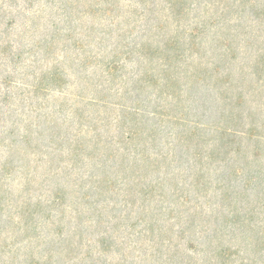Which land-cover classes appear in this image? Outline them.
Returning a JSON list of instances; mask_svg holds the SVG:
<instances>
[{"label": "rangeland", "instance_id": "rangeland-1", "mask_svg": "<svg viewBox=\"0 0 264 264\" xmlns=\"http://www.w3.org/2000/svg\"><path fill=\"white\" fill-rule=\"evenodd\" d=\"M115 1L111 20L61 16L60 0H0V264H241L251 251L235 250L245 246L239 224L264 223V140L224 134L220 94L228 85L220 88L212 69L225 53L234 77H244L235 91L244 100L239 127L264 135V67L253 74L264 53V0H188L180 18L169 0ZM111 23L107 51L119 41L132 51L115 79L100 64L77 69L80 62L62 42L56 55L46 45L55 32L92 24L98 32L89 49L100 51L101 29ZM175 36L184 43L178 65L165 48ZM152 42L165 49L154 59L140 48ZM162 61L172 62L165 73L180 79L174 88L173 79L156 84L144 72L151 64L163 69ZM58 62L61 86L44 80ZM135 111L149 124L130 134ZM76 137L88 141L80 159L72 153ZM99 139L103 154L90 143ZM223 142L241 149L231 154L236 166L247 159L229 188L236 191L235 198L226 196L229 207L221 201L228 169L215 150ZM113 152L118 156L106 161ZM107 170L111 183L101 184ZM182 196L191 200L190 210L204 209L196 253L180 233L189 207L176 202ZM106 233L112 239L104 253L98 239ZM210 240L232 247V256L216 259L213 249L204 251ZM252 255L262 261V254Z\"/></svg>", "mask_w": 264, "mask_h": 264}, {"label": "trees", "instance_id": "trees-1", "mask_svg": "<svg viewBox=\"0 0 264 264\" xmlns=\"http://www.w3.org/2000/svg\"><path fill=\"white\" fill-rule=\"evenodd\" d=\"M7 1L10 2L11 4H16L17 2V0H7ZM29 1L30 0H28V2ZM187 1L188 0H169L168 7L172 11H177L176 17L180 18L187 12V8H186ZM145 2L146 0L142 1L143 4ZM116 3L117 2L115 0H60V9L63 12L60 15L66 17L65 11H68L67 17H74L76 14V16H79L78 18L82 19L81 15L83 16L89 15V16H94V17H97V15H99L100 19L109 18L113 20L112 18L116 16L115 14L116 13L115 12ZM92 8L94 9V11H92ZM145 11L146 9H144L142 12L145 13ZM143 13L141 14V16L144 15ZM114 24L115 23H111L110 25H108L109 28L107 31H105V29H101L102 36L98 38V44L100 45L99 47L100 51H97V52H94L93 50L89 49L90 44H91V41L89 38L92 35H95L96 32H98L97 26L92 25V24L89 27L85 25L83 29L77 33L75 29H72V31H70V33L67 35H64L59 32H55L53 33V37L49 41L46 42V45L49 48V52L56 55L58 43L62 42L64 46H69L73 50L72 55H74L75 57L73 61L77 60L80 62V66H78L77 69H79L80 67L89 65V64H100L101 67H103L102 71L106 75V77L115 79V77L120 76L119 74L124 67V63L122 62V60H125L126 56L127 55L129 56V54L132 51L128 49L129 44L123 43L122 41H119L115 47L107 51L108 49L104 46L103 43L107 39V34L111 35L113 29L110 27L113 26ZM191 32H192L191 34L193 37L197 35V33H194L193 31ZM122 36L124 35H120V37ZM170 41L172 43L167 44L165 48H167L166 49L167 51L168 50L173 51V56H167V57L170 59L172 58L173 59L172 62L178 65V62L180 59L179 56L183 53L182 50H183L184 43L183 41H180V39L177 36L170 38ZM135 46H137V44ZM140 46L142 50H148L146 52L151 55L152 59L159 57V55L163 52V49H164V48L162 49V47L158 43H154V42L148 43L147 45L140 44ZM226 57L227 56L225 53H222L220 55L218 54V60L221 63L217 64L218 66H215V63H214V68L212 69V71L215 72L218 76L217 82L220 83L221 85L220 88L222 86H225V84L228 85V87L224 89L222 93L220 94L223 96V100L225 101L223 112L220 115L221 120L224 123L226 122V125L224 124V127L226 128L224 131L225 132L224 134L226 136L231 135L230 137H234L238 139H242L245 136L246 138H249L252 141H254V143H260L264 140V135H262L259 132H256L254 128H250V130H241V128L239 127L240 122H242V112H240V108L243 106L244 100L242 98L243 94L237 93V95H235V91L238 90L239 86L242 85L240 81L244 80V77L243 76L239 78L234 77V75L236 74V71L234 69L233 70L231 69V66L227 62ZM231 60H235L234 55L231 57ZM172 62H171V65H172ZM58 64L59 62L56 63V65H54L53 68L49 69L44 75V78L47 77L44 80H50L49 83L50 84L53 83L55 86H59V85L61 86V82H62V77H61L62 75L60 74V71H59L60 68ZM160 64L163 69L159 68V64L157 65V68H154L153 64H151L150 66H147L145 68L144 72L145 74H149V75H152L153 77H156L157 79L156 81H154L156 82V84L160 82L161 80H165L166 81L165 84H167L168 81L171 82L170 79H173L171 75H167L165 73L167 71V68L171 65L163 61ZM72 65L74 64L72 63ZM262 66L264 67V53L260 55L259 59L255 62L253 66L254 68L253 74L257 75V72L260 73ZM238 71L241 72L242 74L244 73L242 68H239ZM258 79L260 78L258 77ZM173 80L174 82L172 86L174 88L176 85H179L180 79L175 77V79ZM88 81L90 82L91 79H88ZM40 88L39 90H41ZM92 101L96 102L97 100L96 98H94L91 100V102ZM155 112H156L154 113L155 115H160L157 113V111ZM132 116L133 118H131V122L133 123L130 129V132H131L130 134L135 133V131L139 128L140 124L142 125L149 124L148 117L143 119L142 115L138 114V112L136 111L135 113L132 114ZM172 118L181 120V118L179 117H172ZM190 130L191 128L188 127L186 131H190ZM191 134H188V135H191ZM135 135H138V134H135ZM82 138L80 139L79 137H76L77 144H74V147L72 150L74 158L80 159L85 154L83 146H86L88 141L86 139L82 140ZM90 143L94 145L93 146L94 151H99L101 154H103V150L107 148L105 146H100L101 145L100 139L98 141L92 140ZM228 144L230 145L229 141H228ZM225 146H226V142L220 143L215 150L223 154L220 161L222 164L225 165V169L226 168L228 169L227 173H222L224 176H226V179L228 181V187L225 190L226 194L225 195H223V193L221 194V201L224 203V206L228 204V207H229L231 203L228 202V199L226 198V196H228L227 194L230 192L229 193L230 198L232 199L233 197L235 198V196H232L233 194L235 195L236 191H233L235 188L233 187L231 191L229 190V188L232 187L233 181H237L238 177L243 175V172L245 171V168L243 167V163L246 164L247 159H239V162L242 163L241 165L242 167L236 166V164H234L233 158L231 157V154L232 152H235L239 156L241 153V149H239L238 151L237 150L233 151V148L231 147L227 148ZM245 151L248 152V148H246ZM14 154L20 155L21 149L20 148L16 149L14 151ZM116 156H118V152H113V154L111 153L108 155V157L110 158L107 159L106 161L114 160V157ZM138 165L139 163L136 161L133 166L134 168H136V166ZM156 166H160V164H156ZM122 168H124V161L122 163ZM105 172H106L105 174L106 177L103 179V181H101L102 182L101 184H105L106 182L107 184H110L111 179H110V176L107 177V175L111 173V170H107ZM121 182L124 183V179H121ZM110 187L111 185H108L106 188H110ZM96 188L99 191L102 187L101 185L100 186L98 185ZM201 190L203 189H200L198 191V194L201 192ZM58 192H62L64 196L68 195V192L64 188L60 189ZM174 194H175V191H174ZM176 202L181 203L182 205L187 204L189 206V204L191 203V200L189 198H185V196L184 197L182 196V197H177ZM184 212H188V214H187V217H185V222H184L185 225L180 231V233L182 236H185V238H188V242L190 243L188 249L196 253L194 244L196 242V234H198L199 232L198 231L199 226L197 225V222L200 220L201 221L205 220L203 219V215H202V213L204 212V209L202 208V206L198 207L197 205H194L193 207H191V210L189 206L188 208H186ZM228 222H229V219L224 220L223 225L227 224ZM233 222L236 223L235 220H233ZM245 224H246V220H244L242 224H239V231L241 234L245 236V238L242 237V243L245 244V246H240V248L235 249V250H237V252H240L242 250L241 248H243L245 253L247 254L248 249H249L251 251L250 252L251 255H248L244 260H242L241 264H264V223L253 225V222L252 223L249 222L248 224L246 225ZM151 232H153V230H151ZM214 234L215 236L219 237L221 236V231H219L218 229H215ZM111 239H112V236L108 233L102 236L100 240L98 239V246L100 247V249H102L101 252H104V253L108 252L107 248L109 245L107 244V242H110ZM213 241L214 240H210L208 247L204 251L209 250V248L213 249L212 254H215L213 255V257L216 259L217 257L225 258L226 256L227 257L232 256V254L229 253L232 247L227 248V246L224 244L222 246L214 247ZM252 254H262L263 255L261 257L262 261H258L257 259H254V257H252L253 256ZM177 262L178 264H182L186 261L179 260Z\"/></svg>", "mask_w": 264, "mask_h": 264}]
</instances>
